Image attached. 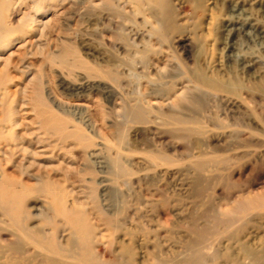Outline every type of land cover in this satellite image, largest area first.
<instances>
[{
    "label": "rangeland",
    "instance_id": "obj_1",
    "mask_svg": "<svg viewBox=\"0 0 264 264\" xmlns=\"http://www.w3.org/2000/svg\"><path fill=\"white\" fill-rule=\"evenodd\" d=\"M6 174L0 264H264V0H0Z\"/></svg>",
    "mask_w": 264,
    "mask_h": 264
},
{
    "label": "bare ground",
    "instance_id": "obj_2",
    "mask_svg": "<svg viewBox=\"0 0 264 264\" xmlns=\"http://www.w3.org/2000/svg\"><path fill=\"white\" fill-rule=\"evenodd\" d=\"M119 164H120L119 162L116 163V165L118 167H121V165H119ZM21 189H22V191L20 192ZM44 189H46V188L43 186L41 187L39 185L38 186L35 185V187H34V186H28L26 184H23L20 180H16L13 176H11V174L10 175L6 174L5 177L0 181V209L9 218L10 222L17 228V230L23 232L24 234L28 233L29 231H28V228L26 227V225L24 223L25 219H26L25 218L26 217L25 216L26 211L22 207H20L21 204L19 203L21 196H22V194H27L30 191H34V190L41 193L44 191ZM55 200L58 203L57 211H56V215H55L56 218H58V219L64 218V219L68 220V219H74V217H76L77 213L74 210L68 208L66 206V202L63 203V200L60 197V195L58 196L56 194ZM71 226H72V228H74L76 230L79 229V231H80L81 238H82L81 239V251H82V254L84 253L85 259H87L88 256H91V255H89L90 254L89 253L90 252V240H89V237L86 236L83 232L84 223L82 221L75 220V221H72ZM26 235H28V234H26ZM48 245L52 251H56V250L58 252L60 251V250H58V246H56L54 239H51V241L48 242ZM95 264H97V262Z\"/></svg>",
    "mask_w": 264,
    "mask_h": 264
}]
</instances>
